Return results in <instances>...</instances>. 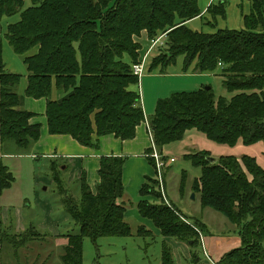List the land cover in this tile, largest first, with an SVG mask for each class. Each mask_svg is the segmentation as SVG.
<instances>
[{
    "label": "trees",
    "instance_id": "16d2710c",
    "mask_svg": "<svg viewBox=\"0 0 264 264\" xmlns=\"http://www.w3.org/2000/svg\"><path fill=\"white\" fill-rule=\"evenodd\" d=\"M28 1L29 6L22 10L24 0H0V21L20 12L19 21L6 27L5 40L14 54L23 57L27 70L24 94L18 96L13 90L21 76L4 71L0 39L1 145L12 142L27 154L39 141L40 125L30 124L33 114L22 109L25 98L46 100L44 115L50 136H69L88 148L97 147L98 140L108 135L122 142L133 140L136 128L145 120L139 94L132 90L138 80L131 71L140 49L133 39L142 32L150 40L168 32V49L160 59H152L149 70L159 66L164 70L181 56L183 72L192 67L196 74H210L219 68L223 87L233 94L229 100H215L211 88H201L158 100L148 121L158 151L180 142L189 131L231 148L238 143L264 145V0H249L250 13L243 17V29L212 34L187 28L188 22L204 16L199 0ZM213 2L204 13L213 19L224 18V2ZM53 86L63 91L56 101L51 100ZM184 159L200 169L192 187L201 207L222 215L239 234V247L216 264H264V170L248 156L215 160L201 152ZM124 162L120 157H102L95 193L82 174L77 182L79 203L71 197L63 200L66 214L78 227L76 234L65 236L63 264H82L85 238L96 242L130 236L126 209L119 203L124 195ZM53 181L60 188L56 170ZM13 182L0 162V196ZM155 187V180L146 178L141 197L159 199ZM136 208L163 238L197 248L194 228L202 229L199 222L193 220L190 227L161 201H141ZM141 231L139 228L138 235ZM162 264H175L167 248L162 252Z\"/></svg>",
    "mask_w": 264,
    "mask_h": 264
},
{
    "label": "rangeland",
    "instance_id": "374dc122",
    "mask_svg": "<svg viewBox=\"0 0 264 264\" xmlns=\"http://www.w3.org/2000/svg\"><path fill=\"white\" fill-rule=\"evenodd\" d=\"M219 1L224 2V18L215 17L213 19L210 14L204 13L202 19L197 18L190 21L192 23L187 25V28L193 32L204 34H212L217 30L239 31L243 29V17L250 13L249 0H199L198 5L200 10H204L211 2L216 5ZM28 6L29 1L24 0L22 10ZM19 19L20 12L1 19L0 39L4 71L21 76V81L13 92L18 96H23L27 84V70L22 61L23 57L14 54L5 40L6 27L16 23ZM167 33L157 35V37L164 36L163 46L152 52L139 82L135 87H132L133 89L131 88L141 95L146 115L149 101L154 102L156 99L153 103L154 114L158 100L166 99L173 93L194 92L199 88V86L195 87V84L190 85L192 78L196 77V75L193 77L191 75L192 67L186 71L184 80L175 79L184 75L182 71L183 57L181 56L175 59L174 65L164 70L161 69V66L149 70L152 59L157 57L160 59L168 49L166 45ZM139 37L133 39V43L140 47L137 62L142 53L141 44L138 43ZM147 41H150L148 37ZM33 53L29 52L28 54L32 55ZM220 75L218 68L214 73L199 76L202 77L199 81L203 82L204 89L211 88L215 100L220 97L229 100L233 94L226 92ZM22 109H25V102H23ZM201 152L215 160L228 156L236 159L248 156L254 158L257 165L264 170V145L262 143L250 147L238 143L231 148L210 142L196 131L188 132L180 142L166 145L157 152L163 161L167 162L171 158L175 160L169 166L166 165L161 174L163 194L167 203L163 199L159 183L154 177L155 191L160 198L156 201L146 202L158 204L161 201L163 205L175 211L178 216L181 215L188 220L189 223L184 221L190 227L193 220L199 222L201 227L203 226L202 229L200 228L198 232L194 228L198 234L197 248L172 238H163L149 220L144 219L149 226H142L137 216L139 213L136 203L130 201L133 203L131 204L127 201L124 202L125 213L127 211L136 213V216L125 219L130 228V236L100 238L96 242L85 238L82 242V264H162L164 248L172 251L175 264H212L204 252L213 262L217 259L218 253L223 257L224 254L238 248L239 246L234 247L239 241L237 228L222 215L209 208H202L198 192L193 190L192 184L200 177V169L194 168L189 161L184 159V156ZM4 154L11 155L3 157ZM30 154L31 151L22 154L12 142L0 145V162L7 167L14 178L11 187L0 196V264H63L61 257L66 246L65 236L78 232V227L64 210L63 200L65 197H71L78 204L80 192L74 180L71 166L63 171L57 168L60 161L46 160L42 157L32 158ZM54 170L59 173L60 188L53 181ZM183 172L186 174L182 175ZM150 197L154 198L152 195ZM139 228L142 230L141 235H138L137 232ZM29 230L31 232L26 233ZM201 236L204 237L205 244Z\"/></svg>",
    "mask_w": 264,
    "mask_h": 264
},
{
    "label": "crops",
    "instance_id": "0c3cea01",
    "mask_svg": "<svg viewBox=\"0 0 264 264\" xmlns=\"http://www.w3.org/2000/svg\"><path fill=\"white\" fill-rule=\"evenodd\" d=\"M204 12L205 9L203 10V14ZM190 23L192 22H188L187 25H189ZM138 43L141 44L142 47L141 51L142 53H144L148 47L147 34L145 32L141 33L140 37L138 38ZM185 73L186 72H184V75L182 77L175 79L184 80L183 77H186ZM191 75L192 77L193 75H196V77L192 78L193 80L191 81L190 85L195 84V87L199 86V88H197L198 90L203 88L204 87L202 84L203 82L199 81L202 79V77L199 76H204L206 74H196L192 70ZM62 95H63V91L57 90L54 86L52 87L51 90L52 101L58 100ZM139 97H140L141 107L144 113L141 95ZM157 97H159V95H157ZM24 102H25L24 110L33 114V118L30 120V124L32 125L39 124L41 127L40 139L31 150L30 156L32 158L42 157L43 159L51 160V161L58 160L60 161L59 163L60 165H58L57 167L58 169H61L63 171L66 170L69 166H71L72 168L71 171L74 176V180L76 184L80 176L84 174L86 184L92 193H95V186L99 181L97 176V171L99 169L100 159L102 157L123 158L125 160L122 170V183L124 187V195L123 198L119 201V203L121 202L124 204V202L132 201L137 204L138 202L141 201H149V200L156 201V198H152L150 197V195L145 197H141L140 195L141 187L144 184L146 178H151V179L155 178V164H154V160L150 157L151 155V150L149 147L150 143L144 122L141 123L136 128L135 137L133 140L122 142L119 139H116L113 135H108L98 140L97 147L88 148L79 145L69 136L48 135L46 119L44 115L45 106H46L45 99L33 100L27 98ZM154 102L152 101L148 102V106L146 110L147 115L144 113V117L147 122L150 120V118L153 115ZM7 155H11V154H4L2 156L5 157ZM131 216H136V213L134 211H127L125 213V219ZM137 216L142 226H149V224L146 223L144 219L140 218L139 215ZM201 237L204 242V237L203 236ZM238 246H239V241L236 242L234 247H238ZM216 256L217 259L213 260L212 262L214 264H216L218 260L222 258L221 254L219 253Z\"/></svg>",
    "mask_w": 264,
    "mask_h": 264
},
{
    "label": "built area",
    "instance_id": "2783aa9c",
    "mask_svg": "<svg viewBox=\"0 0 264 264\" xmlns=\"http://www.w3.org/2000/svg\"><path fill=\"white\" fill-rule=\"evenodd\" d=\"M163 37L164 36L161 35V36H159L153 40L148 41L147 49L145 50L144 53L141 54L138 62H136V64L132 65V67H131L132 74L137 78L138 82H139V80H140V78L144 72L146 62H147L149 56L152 54V52L155 49H159V47L163 46V40H164ZM144 124H145L146 130H147V135H148V139H149V143H150V146H149L150 150H151L150 157L154 160V164H155V179L159 183V190L161 192L163 199L166 201V198L163 194V183H162L161 174H162V171L164 170V167L166 165L169 166L170 164L174 163L175 160L172 158L169 159L167 162L162 160L161 155H159V153H157L158 152L157 147L154 143V139L152 136V132L150 130L149 123L146 120H144ZM166 203H167V201H166ZM203 251H204V249H203ZM204 254L207 257L208 261L210 263H212L209 256L207 255V253L204 252Z\"/></svg>",
    "mask_w": 264,
    "mask_h": 264
},
{
    "label": "water",
    "instance_id": "95a60500",
    "mask_svg": "<svg viewBox=\"0 0 264 264\" xmlns=\"http://www.w3.org/2000/svg\"><path fill=\"white\" fill-rule=\"evenodd\" d=\"M205 90H209V88H205ZM209 161H210L211 163H213V159H209ZM192 198H193V196H192Z\"/></svg>",
    "mask_w": 264,
    "mask_h": 264
}]
</instances>
